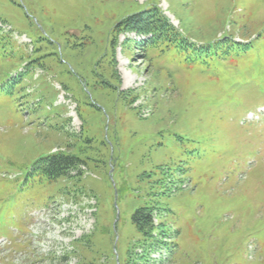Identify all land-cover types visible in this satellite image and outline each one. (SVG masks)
Returning a JSON list of instances; mask_svg holds the SVG:
<instances>
[{
    "label": "rangeland",
    "instance_id": "rangeland-1",
    "mask_svg": "<svg viewBox=\"0 0 264 264\" xmlns=\"http://www.w3.org/2000/svg\"><path fill=\"white\" fill-rule=\"evenodd\" d=\"M0 264H264V0H0Z\"/></svg>",
    "mask_w": 264,
    "mask_h": 264
},
{
    "label": "trees",
    "instance_id": "trees-1",
    "mask_svg": "<svg viewBox=\"0 0 264 264\" xmlns=\"http://www.w3.org/2000/svg\"><path fill=\"white\" fill-rule=\"evenodd\" d=\"M148 20L143 13H136L124 19L123 25L132 30L145 33H157L161 29V25L165 26L164 18L154 17L149 14ZM163 33V32H161ZM78 159L71 156H65L60 153H54L39 159L37 173L41 177H45L47 181L57 180L62 174H67L71 169L70 167L77 162ZM153 210L152 207H141L133 214V221L137 228L144 231V227L151 228L153 223Z\"/></svg>",
    "mask_w": 264,
    "mask_h": 264
},
{
    "label": "bare ground",
    "instance_id": "bare-ground-1",
    "mask_svg": "<svg viewBox=\"0 0 264 264\" xmlns=\"http://www.w3.org/2000/svg\"><path fill=\"white\" fill-rule=\"evenodd\" d=\"M124 73V72H123ZM126 79V78H125Z\"/></svg>",
    "mask_w": 264,
    "mask_h": 264
}]
</instances>
